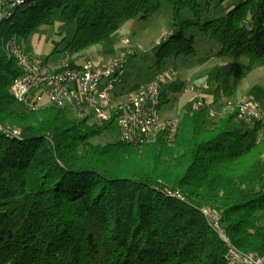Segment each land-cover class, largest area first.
<instances>
[{"label": "trees", "instance_id": "1", "mask_svg": "<svg viewBox=\"0 0 264 264\" xmlns=\"http://www.w3.org/2000/svg\"><path fill=\"white\" fill-rule=\"evenodd\" d=\"M162 1L28 0L0 24V36H17L31 51L38 27L75 21L66 50L82 53ZM167 1L175 18L185 9L193 17L158 44L161 60L200 55L186 34L193 27L219 45L207 56L226 60L215 98L195 107L196 94L184 105L172 142L162 130L143 144L97 143L112 122L55 106L17 110L11 86L22 70L0 47V124L19 129L0 130V264H229L204 207L219 211L232 243L264 256V123L246 126L237 107L211 121L212 105L236 103L242 80L264 67V0L207 21L199 0Z\"/></svg>", "mask_w": 264, "mask_h": 264}, {"label": "rangeland", "instance_id": "2", "mask_svg": "<svg viewBox=\"0 0 264 264\" xmlns=\"http://www.w3.org/2000/svg\"><path fill=\"white\" fill-rule=\"evenodd\" d=\"M242 1L243 0L239 3ZM199 2L204 9L202 21H207L225 14L229 8L227 5L232 1L199 0ZM17 15H22V13L18 11ZM192 17V10L185 9L178 18H175L172 5L169 1L163 0L160 9L153 15L145 18L137 16L126 21V24H123L118 30L102 42L82 53H74L72 57L68 55L66 47L73 39L76 30L75 21L65 23L57 20L54 24L41 25L30 35L28 44L34 55L47 58L48 64L52 67L61 63L64 59L69 61H79L80 58L87 57L98 62H105L110 58H119L120 56L125 55L127 62L121 70V75L124 79L126 89L131 88L136 84H143L147 78L152 75V78H154L158 73L172 70L174 71L173 79H175V77L177 79L179 76L180 78L189 80V82L186 81L188 84L186 90H182V93L177 95L178 98L174 100V103L168 105V102H163L160 110L162 116L177 115L181 117L183 105L186 104L195 94L194 90L188 88L190 83H196L195 78L198 75H192V68L187 64L188 59H191L192 57L179 56L161 60V57L156 54V50L158 44L162 42V36L166 38V34H168L169 31L179 30L181 21ZM13 21L16 22L17 19L15 18ZM7 25V22L3 23V26ZM186 34L187 36H195V45L197 48H200V59L209 56H207L206 52L219 49V45L215 41L207 42L203 32L196 27L188 29ZM126 40H129L130 43L127 44ZM132 46H139L137 52L133 50L136 54L131 52ZM159 60L162 62L159 63ZM225 61V59H222L216 60L215 62ZM191 88L194 89L195 84ZM249 93H254L256 95L260 107L264 110V67L253 70L242 80L237 89V101L239 102L243 95ZM221 107L232 109V107H228V105H222ZM16 108L17 110L22 111L24 105L17 103ZM72 116L77 117L78 115L72 113ZM213 117L214 116H211V121H213ZM242 122L246 126L253 127L255 120ZM119 139L118 131L114 128L112 131L103 135H98L92 140L97 143H106ZM262 216L264 223V211L262 212Z\"/></svg>", "mask_w": 264, "mask_h": 264}, {"label": "bare ground", "instance_id": "3", "mask_svg": "<svg viewBox=\"0 0 264 264\" xmlns=\"http://www.w3.org/2000/svg\"><path fill=\"white\" fill-rule=\"evenodd\" d=\"M28 0H21L18 3L12 4L5 8L4 11L0 12V24L5 20L12 16L13 12L17 7L24 5ZM163 36L161 37L162 40ZM165 38V37H164ZM13 41V42H11ZM127 43H130L127 40ZM0 47H2L8 57L17 61L19 65H26L27 68H34V57L31 51H28L26 45L23 41L19 40L17 36H0ZM133 47V46H132ZM138 49L139 46H134ZM136 54V53H133ZM70 57L73 54L68 53ZM80 56V54H79ZM90 60V62H98L93 60L92 58L83 57L79 60ZM120 59L119 58H110L108 60ZM63 61H69L64 59ZM47 62V59H45ZM45 62H36V73L37 74H45L46 64ZM125 66V64H124ZM164 72H170L164 71ZM158 74H162L158 73ZM156 74V75H158ZM79 70L77 65L68 64V68L66 70H62V75L56 76L53 84V90H47V98L49 102L44 100L30 101L26 103L25 99L21 96L20 87L11 86L12 94L17 102L23 104L25 108L28 110H36L46 106H55L61 107L70 110L72 113L80 116L87 117V115H83L81 112L86 114H104V107L102 105H95L94 103H81V99L79 98H71V108H69V99L67 91H65L66 86V78L70 79H78ZM110 80H118L116 82V86L110 87L109 93H107V103H105V115L106 116H115L117 114V108H123V105H130L131 101L136 99V103H134V109L131 110V114H129L128 120H117V124L115 128L119 134V140L125 142H131L135 144H143L150 141H153L157 135L163 130L158 127H149L146 129V138H143V128L141 126L142 118L145 117L148 113V105L146 101H150L151 112H156L157 116H160L161 119H176V125H174V136L172 133V124H165L164 131L166 132L167 141L172 142L176 136L178 127L180 125L181 117H170L164 118L161 114V101H162V91L163 89H156L154 93V97H152V92L143 93V99H140V92L135 94L129 99H120L117 96V87L123 82V77L120 75L119 67H112V71H110ZM24 87H32V80H24ZM97 89L107 88V79H100L96 81ZM251 95V94H249ZM88 96V88H80V97ZM248 95L243 97L239 102L236 103L228 102V107H237L238 109V118L240 119V109L241 106H244L245 101H247ZM200 105H196L199 107ZM79 108V109H78ZM252 115L250 116V120L261 121L264 123V110L258 104H251ZM146 123H153V116H146ZM8 136H17L18 134L10 132L8 129H1ZM5 126V125H3ZM8 128H16L12 126L6 125ZM16 130H19L16 128ZM134 136V138H133ZM135 140H140V142H135ZM178 197H182L180 193H176ZM205 217L209 219L210 216L206 212H216L220 214L218 210L211 207H204L202 209ZM206 211V212H205ZM221 216V215H220ZM210 224L214 228V230L219 234L218 228L213 225V222L210 221ZM220 229L223 231V237L225 238V243L228 247H233L234 253H241L242 255L250 256L256 258L258 260H249L244 256H234V253L230 252L228 249L225 253L226 261L229 264H264V256L260 255L253 251H244L237 247L234 243H232L230 237L227 235L225 230L222 228L220 224ZM222 238V235L219 234ZM261 260V261H260Z\"/></svg>", "mask_w": 264, "mask_h": 264}, {"label": "built area", "instance_id": "4", "mask_svg": "<svg viewBox=\"0 0 264 264\" xmlns=\"http://www.w3.org/2000/svg\"><path fill=\"white\" fill-rule=\"evenodd\" d=\"M18 1L21 0H0V12L4 11L5 8H8V6L18 3ZM163 39L164 36L162 40ZM133 50L137 52L138 49L135 47H131V52L135 53ZM33 57L34 68H27L26 65L17 64L18 67L22 70V73L18 75L12 83V86L20 87L21 96L25 99L26 103L37 100H44L49 102V99L47 98V90H53V84L56 76L62 75V70H66V68H68V64H75L77 65L79 70V77L78 79L66 78V86L64 89L68 94L69 108H71V98H79L81 99V103H94L95 105H102L104 107V114H86L81 112L83 115H87V117L90 118V120L93 122L99 124L112 122V125L115 128L117 120L129 119V114H131V110L134 109V103H136V99H134V101H131L130 105H123V108H117V114L115 116L105 115L107 93H109L110 87L116 86V82H118V80H110V71H112V67H119L121 75V70L124 68V64H126L127 62L125 55L120 56V59L107 60L105 62H90V60L85 59L79 61H62L54 67L50 66L48 62H45V58L36 56L34 54ZM36 62H45V74L36 73ZM173 75L174 71L172 70H170V72H162V74L156 75L140 92V99H143V93L145 92H152V97H154L156 89H163V86L165 84H168L173 79ZM100 79H107V88H96V81ZM24 80H32V87H24ZM80 88H88L87 97H80ZM146 102L148 105V113L144 118H142L141 121V126L143 128V138H146V129H148L149 127H158L164 130L165 124H172V133L174 136V125H176V119H161L160 116H157L156 112H151L150 101ZM202 104L203 102L200 100L195 104V107L196 105ZM251 104L260 105L257 97L253 94L248 95L247 101H245L244 106H241V108H239L240 120L247 121L250 120V116H253L251 111ZM146 116H153V123H146ZM1 129H8L10 132L19 134V130H16V128H8L1 125ZM135 142H140V140H135ZM206 213L209 214L210 221L213 222V225L218 228V232L220 235H222V240L225 242L223 231L222 229H220V214H217L216 212ZM227 249L230 252L234 253L233 247L227 246ZM234 256L235 259L236 256H244L249 260H258L250 256L242 255L241 253H234Z\"/></svg>", "mask_w": 264, "mask_h": 264}, {"label": "crops", "instance_id": "5", "mask_svg": "<svg viewBox=\"0 0 264 264\" xmlns=\"http://www.w3.org/2000/svg\"><path fill=\"white\" fill-rule=\"evenodd\" d=\"M231 1L232 2H230L229 5H227V7L229 6L227 11L235 7L241 0H231ZM215 61L216 59H213L210 56L206 58H201V59L199 58V56H196V57H192L191 59H188L187 61L188 66L192 68V71H193L192 75L198 74L195 78L196 83L194 82L190 83L188 88L194 90L195 92L194 96L196 95V90H197V94H199L200 100L203 103L210 102L215 98L216 74H217L218 65H219V62H215ZM152 76L147 78V80L143 84H136L135 86L128 88V89H126V85L123 79V82L117 87V96L120 99L131 98L135 94L141 92L146 87L147 83L152 80ZM178 78L180 77L178 76ZM177 79L175 77V79H173L169 84H165L163 86V90L166 91V95H165L166 97L164 101L168 102V105L174 103V100L178 98L177 95L182 93V90H186L187 88V85H188L187 82H189V80L183 79V78H180L179 80ZM194 84H195V88L193 89L191 87ZM249 94L255 95L254 93H249ZM249 94H246V95H249ZM246 95H243L241 99ZM222 105L224 106V104H220V103H216L212 105L211 115L214 116L213 121L217 120L221 116L225 108V107H221ZM182 113H183V110H182ZM176 116L163 115L164 118H170V117H176ZM250 121L252 120H247L246 122H250Z\"/></svg>", "mask_w": 264, "mask_h": 264}]
</instances>
